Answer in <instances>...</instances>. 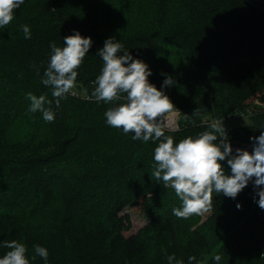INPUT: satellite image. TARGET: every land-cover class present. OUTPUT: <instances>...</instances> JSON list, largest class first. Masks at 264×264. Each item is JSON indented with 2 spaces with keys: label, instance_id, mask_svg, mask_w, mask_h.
Instances as JSON below:
<instances>
[{
  "label": "trees",
  "instance_id": "trees-1",
  "mask_svg": "<svg viewBox=\"0 0 264 264\" xmlns=\"http://www.w3.org/2000/svg\"><path fill=\"white\" fill-rule=\"evenodd\" d=\"M76 30L93 44L76 94L57 108L42 82L50 45L63 47ZM109 37L149 65L158 88L165 74L174 78L163 90L179 110L178 129L165 132L175 143L212 120L246 117L225 128L232 146L251 151L250 138L264 130V0H24L0 27V258L4 242L17 240L30 264H44L32 259L36 244L48 249V264H168L173 254L184 264L189 256L264 264V210L251 181L235 199L214 192L206 216L175 217L182 201L150 178L159 142L109 126L104 113L113 105L88 99L103 66L96 52ZM29 92L53 100V122L28 112ZM139 204L149 219L126 235L130 216L121 212Z\"/></svg>",
  "mask_w": 264,
  "mask_h": 264
},
{
  "label": "clouds",
  "instance_id": "clouds-1",
  "mask_svg": "<svg viewBox=\"0 0 264 264\" xmlns=\"http://www.w3.org/2000/svg\"><path fill=\"white\" fill-rule=\"evenodd\" d=\"M24 0H0V27L9 25L14 18V10ZM25 39L32 36L29 25L20 26ZM91 36L85 37L79 30L63 37V47L55 41L50 45L51 55L44 72L43 84L50 86L55 105L60 106L66 95H75L77 69L92 47ZM103 61L100 74L92 81L93 91L89 100L112 104L104 113L106 123L114 128H122L125 134L133 133L134 140L158 141L154 149V170L150 178L162 181L164 187L174 189L182 206L174 208L173 215L187 219L193 215H204L212 210L213 193L223 194L235 199L251 181L258 197L256 203L264 210V130L250 139L251 151L244 148L233 150L228 139L224 122L219 119L207 123L206 130L195 137L188 136L174 142L166 130H177L176 114L179 110L163 88L175 83L171 75L165 74L163 86L158 88L149 81L152 70L142 59L134 58L114 37L105 40L102 48L96 52ZM123 53V54H121ZM30 101L28 112H41L45 122H53L55 113L51 107L53 100L46 95L27 93ZM192 116L199 117L196 108ZM184 119L189 120L185 114ZM227 161L231 174H226L222 161ZM239 209L241 204H237ZM8 251L0 258V264H30L27 247L17 240L5 241ZM35 255L48 264L49 252L39 244L33 246ZM216 262L221 259L215 255ZM168 264H184L175 255L167 256ZM197 261L189 256L188 264ZM197 264L202 262L197 261Z\"/></svg>",
  "mask_w": 264,
  "mask_h": 264
},
{
  "label": "rangeland",
  "instance_id": "rangeland-1",
  "mask_svg": "<svg viewBox=\"0 0 264 264\" xmlns=\"http://www.w3.org/2000/svg\"><path fill=\"white\" fill-rule=\"evenodd\" d=\"M175 56L176 55L171 57L172 58L171 62H173L174 64H178V62L176 61L177 57H175ZM178 118H179V111L176 114V123H177V125H178ZM247 121H249L248 118L241 117L239 119L228 120V121H223V122H224L225 127L228 128V127H231L233 125L245 123ZM177 129H178V127H177ZM236 147L237 148L246 149V146H244V147L236 146ZM29 193H30V190H29ZM33 194H34V192L31 191L30 198H32V200H33V197H34ZM121 213L128 214L130 216L131 227H130V229L128 231L125 232L126 235H132V234L136 233L141 227H143L147 223V221L149 219L148 213H146V210H145V208L143 207L142 204H139V205L124 209ZM206 215L207 214H204V216H206ZM37 224H39L41 226H45L46 225L45 223H41V222H38Z\"/></svg>",
  "mask_w": 264,
  "mask_h": 264
},
{
  "label": "built area",
  "instance_id": "built-area-1",
  "mask_svg": "<svg viewBox=\"0 0 264 264\" xmlns=\"http://www.w3.org/2000/svg\"><path fill=\"white\" fill-rule=\"evenodd\" d=\"M232 147L234 148V149H233L234 151H235V149L237 148L236 146H232Z\"/></svg>",
  "mask_w": 264,
  "mask_h": 264
}]
</instances>
